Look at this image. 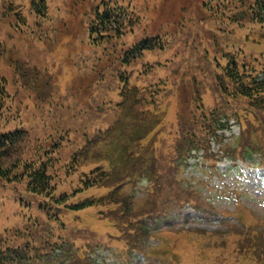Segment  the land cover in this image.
Instances as JSON below:
<instances>
[{
  "label": "rangeland",
  "instance_id": "obj_1",
  "mask_svg": "<svg viewBox=\"0 0 264 264\" xmlns=\"http://www.w3.org/2000/svg\"><path fill=\"white\" fill-rule=\"evenodd\" d=\"M16 1H6V6L15 7L17 14L12 17L5 15V0H0V130L23 129L28 136L24 134L23 143L7 162V167L11 169L14 162L21 163L23 153L28 149L43 144L46 139H58L63 132L66 136L59 144L60 160L53 162L49 169L53 182L57 184L51 194L54 199L63 189L69 191L79 185L81 176L84 173L89 176L94 169L112 167L123 174L135 167L136 162L148 163L151 167L148 174H137L132 184H119L112 196L117 203L104 208L98 217L107 218L117 228V232H103L106 237L115 238L111 247L128 242L130 250L140 253L136 255L138 259L134 262L133 258L130 262L122 261L120 256L108 250L103 253L104 257L98 256L96 264L159 263L161 249L162 254L167 252L165 227L176 229V235L180 237L173 236L172 246L177 247L178 256L167 264H264V161L261 163L256 157L247 166L241 161L231 164L229 160L222 159L216 164L218 172L203 165L176 170L171 167L176 157L174 147L183 126L179 115L183 112L186 119L191 117L186 115L191 82L182 77L192 70L197 72L193 78L197 77L205 84L209 82V77L202 73L207 66L200 51L192 50L194 46L203 47L200 39L206 31L205 23L212 26L208 20L200 22V0H118L130 9H126L130 26L108 42L100 40L99 47L87 44L91 14L96 5L113 0H42L45 4L43 14L31 8L32 2L37 0ZM135 21L137 24H134ZM156 33L163 34L164 41H169L168 48L143 52L129 67L123 68L129 74V86L136 90L135 97L139 101L132 107L116 108L115 104L122 99L118 94L117 74L101 68V62L115 64L113 56L121 53L123 47L131 46L147 34ZM246 33L248 28L245 27L232 36L230 40L234 47L241 45L250 56L263 52L261 59L264 62V39L253 41L250 38L245 41ZM258 33L263 38V31L254 28L253 35ZM210 45L207 42L206 47ZM261 68L264 70V63ZM258 73L261 75V72ZM165 80L169 85L164 90H159L156 96L149 95L144 102L140 101L143 90L151 88L154 92L153 85ZM205 84L193 87L200 92L201 101L209 104L214 89L209 90ZM151 101L154 105L150 104ZM99 103L102 106L96 110L89 108ZM153 108L155 115L149 113L144 117L137 114L142 109L152 112ZM134 113L137 114L133 119L136 122L142 125L148 122L147 127L156 125L143 142L131 144L137 131L130 119ZM261 117H264V112ZM98 127L102 133H108L105 140L96 144L103 153L94 154L96 148L91 146L89 154L82 157L84 133L96 137ZM195 128L201 132L199 127ZM143 129L144 126L140 130ZM231 134L235 138L225 148H234L238 152L246 145L255 144L264 154V130L257 128L253 121L236 122L232 125ZM112 139V146L101 147ZM122 145H129L133 152L138 153L130 157L126 164L119 161L118 147ZM190 162L196 160L191 159ZM18 175H22L19 169L8 172L7 181L11 186L26 189V181L18 180ZM123 180L124 177H120L113 185ZM3 184L0 181V202L11 193L8 189L1 190ZM104 192L106 188L93 187L69 201L99 196ZM193 198L201 199L200 209L213 212L191 209L189 205ZM180 201H185L187 206H180ZM9 209L7 201L4 206L0 205L1 237L7 222L15 217L13 206ZM226 212L232 213L229 218L223 214ZM234 214H240L242 223L248 226L230 220L232 216L239 219ZM136 218L144 225L137 226L134 223ZM66 222L72 223L73 217H68ZM92 224V219L84 222L95 230ZM79 227L81 231L72 232L73 236L95 235L83 225ZM12 234H15V239L7 242L10 249L23 251L30 257H42V248L36 246L35 230H13L4 237H11ZM117 234L120 235L115 237ZM99 235L102 236L101 233ZM42 240L50 245L54 239L44 236ZM46 247L45 244L43 249ZM141 254H155V258ZM68 264L87 263L72 260Z\"/></svg>",
  "mask_w": 264,
  "mask_h": 264
},
{
  "label": "trees",
  "instance_id": "obj_2",
  "mask_svg": "<svg viewBox=\"0 0 264 264\" xmlns=\"http://www.w3.org/2000/svg\"><path fill=\"white\" fill-rule=\"evenodd\" d=\"M6 1L3 3V9L6 11L5 15L16 17L17 13L14 5L11 7L6 6ZM20 2V0L16 1V3ZM100 5H96L93 8L92 17L88 25L87 44L94 47H99L100 40L108 42L115 38L117 34H122L130 26L126 11V9H130L128 6L122 5L121 1L113 0ZM199 5L201 8L199 9L201 12L200 22L208 20L212 26L205 23L207 25L206 31L203 32L204 36L202 35L200 39L203 47L199 49L194 46L192 50L200 51L203 63L207 66V70L202 73L209 77V82L205 84L203 81H198L197 77L193 78L197 72L192 70L185 73L182 77L185 80H190L191 85L189 88L192 90L189 98V111L186 113L187 116L191 117L186 119L183 112L179 115V118L183 119V126L179 132L181 143L189 145L199 144L204 141L199 140L197 136L193 138L196 131L195 127H199V125L202 132L207 134V137H216V131L226 127V122L229 118L245 123L253 121L257 128L264 130V117H261V113L264 112V70L261 68L264 63L261 59L263 58L261 56L263 52L254 56L247 55L244 47L237 45V48H235L234 43L230 40L237 31L245 27L248 28V33L244 37L245 41L250 38L253 41L264 39V35L262 38L259 33L256 36L253 35L254 28L259 32L263 31L264 34V0H200ZM31 8L34 12L43 14L45 4L42 0H37L32 2ZM13 24L15 27L18 26L17 23ZM134 24H137V22L135 21ZM247 26H251L253 29ZM200 31L202 30L200 29ZM207 42L211 43L210 47H206ZM168 46L169 41H164L163 34H147L136 43L131 44V46L123 47L121 53L115 54L113 63L116 65L106 64L107 61L101 62V68L104 67V69L110 70L111 73L116 72L117 74V83L120 85L118 94L122 99L115 104L116 108L120 109L125 105L132 107L139 101L135 97L136 90L129 86V74L123 68L129 67L130 63L139 58L143 52L163 50L168 48ZM194 57L198 58L195 54ZM258 68H260V71H258ZM201 71L202 69L199 68L198 72L201 73ZM258 72H261V75ZM186 84H188L187 81ZM195 84L198 86L205 84V87L209 90L214 89L209 104L208 102L204 104L201 101L200 92L193 87ZM168 85L169 82L165 80L153 85L155 88L154 92L151 91V88L143 90L144 95H142L140 101H146L149 95L150 97L151 95H158L159 90H164ZM184 88L187 89L186 87ZM150 104L154 105V102L151 101ZM1 107L2 105L0 104V110ZM1 113L2 111H0ZM149 113L155 115L156 111L154 108L152 112L144 109L137 111V114L144 117ZM137 114L134 113L130 117L132 119L131 123L137 131L146 136L155 128L156 123L148 127V122H143L142 125L141 122L133 120ZM143 126L144 129L141 131L140 129ZM24 134L28 136L23 129L0 130V179L9 183L7 181L8 172L19 169L22 175H18L17 179L26 181V189H21L22 195L29 193L51 198V194L55 191L54 187L57 184L53 182L49 169L53 162L60 160L61 155L59 152L61 146L59 144L63 141V136L60 135L58 139H53L52 141L51 138H49L50 140L46 139L44 140L45 144H37L31 150L28 149L23 153L24 157L21 163L20 161L18 163L14 162L10 169V167H7V162L11 159L14 152L17 151L19 145L23 143ZM140 136L141 134L135 136L133 141L142 140L143 138H140ZM20 150L23 149L20 148ZM18 165L21 167H18ZM122 176L123 174L116 173L114 169H94V171H90L89 176L84 173L81 176L79 185L70 190L74 191L73 194H80L93 187L108 188ZM115 189L113 188V190ZM108 197L103 202L102 199L83 197L84 199L81 198V202L70 203L67 202L63 189V191L58 193V198L54 200V203L67 204L65 205L67 210L80 211L91 206L107 204L109 201Z\"/></svg>",
  "mask_w": 264,
  "mask_h": 264
}]
</instances>
